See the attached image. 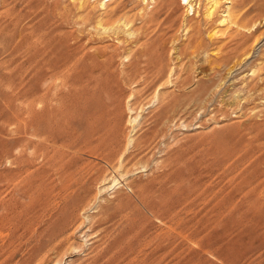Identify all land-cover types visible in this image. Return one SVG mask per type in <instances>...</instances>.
I'll use <instances>...</instances> for the list:
<instances>
[{
	"label": "rangeland",
	"instance_id": "rangeland-1",
	"mask_svg": "<svg viewBox=\"0 0 264 264\" xmlns=\"http://www.w3.org/2000/svg\"><path fill=\"white\" fill-rule=\"evenodd\" d=\"M236 1L0 0V264H264Z\"/></svg>",
	"mask_w": 264,
	"mask_h": 264
},
{
	"label": "bare ground",
	"instance_id": "bare-ground-1",
	"mask_svg": "<svg viewBox=\"0 0 264 264\" xmlns=\"http://www.w3.org/2000/svg\"><path fill=\"white\" fill-rule=\"evenodd\" d=\"M187 1V0H185ZM219 1V0H218ZM238 5V10H239V18L237 20V26H241L244 30H249L254 29L255 26L258 24L261 25L262 21L264 20V0H238L236 1ZM217 5V0H212V5L211 8H215ZM191 8V5H190ZM210 8V9H211ZM192 9V8H191ZM210 9H207V14L206 17H210L212 15V12ZM256 14V18L262 17V19L259 21V19L253 20L252 22H247V18L252 15ZM259 21V22H258ZM258 28L254 30V33L257 31ZM242 38H249L253 36V34H246V33H240ZM82 226V225H81ZM80 228V227H79Z\"/></svg>",
	"mask_w": 264,
	"mask_h": 264
}]
</instances>
